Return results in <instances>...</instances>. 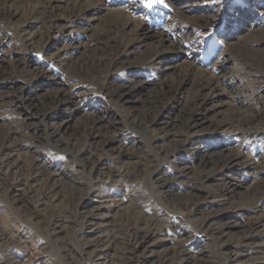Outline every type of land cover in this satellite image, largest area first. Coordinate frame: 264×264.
I'll use <instances>...</instances> for the list:
<instances>
[{"label":"rangeland","instance_id":"obj_1","mask_svg":"<svg viewBox=\"0 0 264 264\" xmlns=\"http://www.w3.org/2000/svg\"><path fill=\"white\" fill-rule=\"evenodd\" d=\"M0 0V264H264V0Z\"/></svg>","mask_w":264,"mask_h":264},{"label":"snow or ice","instance_id":"obj_2","mask_svg":"<svg viewBox=\"0 0 264 264\" xmlns=\"http://www.w3.org/2000/svg\"><path fill=\"white\" fill-rule=\"evenodd\" d=\"M138 2L147 9H153L154 6L160 4H162L164 7H167V4L164 3V0H138Z\"/></svg>","mask_w":264,"mask_h":264}]
</instances>
